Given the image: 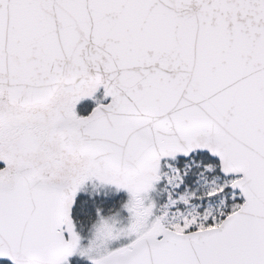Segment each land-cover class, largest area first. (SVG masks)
<instances>
[{
  "label": "snow or ice",
  "instance_id": "snow-or-ice-1",
  "mask_svg": "<svg viewBox=\"0 0 264 264\" xmlns=\"http://www.w3.org/2000/svg\"><path fill=\"white\" fill-rule=\"evenodd\" d=\"M0 264H264V0H0Z\"/></svg>",
  "mask_w": 264,
  "mask_h": 264
},
{
  "label": "flooded vegetation",
  "instance_id": "flooded-vegetation-1",
  "mask_svg": "<svg viewBox=\"0 0 264 264\" xmlns=\"http://www.w3.org/2000/svg\"><path fill=\"white\" fill-rule=\"evenodd\" d=\"M91 191V190H90ZM110 194V193H109Z\"/></svg>",
  "mask_w": 264,
  "mask_h": 264
}]
</instances>
